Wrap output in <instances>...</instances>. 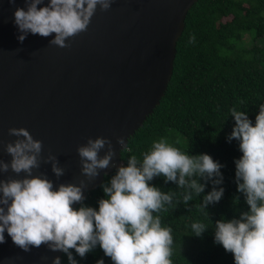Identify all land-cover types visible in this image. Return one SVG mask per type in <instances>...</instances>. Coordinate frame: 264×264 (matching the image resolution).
I'll use <instances>...</instances> for the list:
<instances>
[{
	"label": "trees",
	"instance_id": "trees-1",
	"mask_svg": "<svg viewBox=\"0 0 264 264\" xmlns=\"http://www.w3.org/2000/svg\"><path fill=\"white\" fill-rule=\"evenodd\" d=\"M122 165L77 205L61 264H264V0H196Z\"/></svg>",
	"mask_w": 264,
	"mask_h": 264
},
{
	"label": "water",
	"instance_id": "water-1",
	"mask_svg": "<svg viewBox=\"0 0 264 264\" xmlns=\"http://www.w3.org/2000/svg\"><path fill=\"white\" fill-rule=\"evenodd\" d=\"M196 0H0V264H61L75 208L160 103Z\"/></svg>",
	"mask_w": 264,
	"mask_h": 264
}]
</instances>
